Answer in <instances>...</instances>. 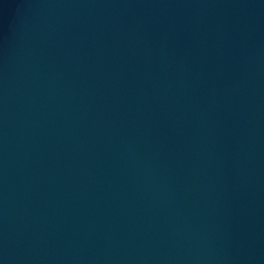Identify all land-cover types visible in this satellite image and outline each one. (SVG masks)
I'll use <instances>...</instances> for the list:
<instances>
[{
  "label": "water",
  "instance_id": "obj_1",
  "mask_svg": "<svg viewBox=\"0 0 264 264\" xmlns=\"http://www.w3.org/2000/svg\"><path fill=\"white\" fill-rule=\"evenodd\" d=\"M0 264H264V0H0Z\"/></svg>",
  "mask_w": 264,
  "mask_h": 264
}]
</instances>
